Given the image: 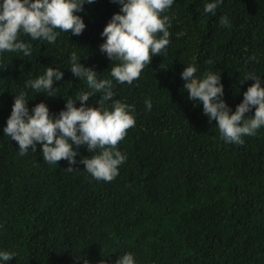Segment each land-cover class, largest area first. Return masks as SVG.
<instances>
[{
	"label": "trees",
	"instance_id": "16d2710c",
	"mask_svg": "<svg viewBox=\"0 0 264 264\" xmlns=\"http://www.w3.org/2000/svg\"><path fill=\"white\" fill-rule=\"evenodd\" d=\"M210 2L174 0L163 14L171 18L165 53L132 85L113 79L114 99L135 106L136 124L118 145L126 161L111 182L84 171L79 160L93 154L85 147L73 145L78 171L67 172L66 160L43 162L39 145L21 156L3 129L22 91L30 112L45 103L54 117L78 90L90 91L70 71L73 52L98 79H112L118 62L100 52L101 33L121 6L95 0L77 13L80 36L60 33L51 44L22 34L31 56L0 53V251L15 253L0 264H115L126 253L135 264H264V127L242 146L225 143L180 75L189 65L196 78L220 74L234 113L254 83L240 80L254 72L264 82V0H223L215 15L204 12ZM223 16L230 26L220 25ZM47 67L64 72L56 97L25 88Z\"/></svg>",
	"mask_w": 264,
	"mask_h": 264
},
{
	"label": "clouds",
	"instance_id": "9594fccd",
	"mask_svg": "<svg viewBox=\"0 0 264 264\" xmlns=\"http://www.w3.org/2000/svg\"><path fill=\"white\" fill-rule=\"evenodd\" d=\"M119 4L120 12L112 16L104 27L101 37L104 43L100 52L118 63L111 67L112 79H98L92 68L81 64V57L75 52L70 56V71L74 77L84 81L90 91L78 90L76 98L66 99L65 110L53 116L45 103L36 104L29 111L26 92L14 96L12 111L7 119L4 135L19 146V154L25 155L29 149L41 148L43 162L58 164L66 160L67 172L78 171L72 165L78 163L77 149L85 147L92 156L79 160L92 179L111 182L118 176L119 166L126 157L118 150L129 129L135 127L136 120L132 113L134 105L114 99L113 79L119 84L132 85L140 78L146 66L151 65L154 56L165 53L170 44L169 27L171 18L166 13L174 0H111ZM223 0H214L204 6L205 14L215 15ZM95 0H2L0 3V53L19 52L24 56L32 55V44L21 40L23 34L32 41L43 40L54 44L60 33L80 36L86 25L77 15L85 4ZM221 26H230L227 16L220 18ZM251 59H255L252 57ZM206 63H212L210 60ZM197 68L186 66L180 74L186 81L183 88L188 99L203 106V114L209 121H216L220 139L225 143L243 145L245 136H253L264 127V82L255 73L246 74L240 80L254 83L243 93L242 102L232 113L223 99L224 88L221 75L208 71L203 78H196ZM64 72L59 68L47 67L43 75L25 82V88L36 93H47L46 97H56L54 83L63 80ZM96 107L87 106L90 97L97 96ZM112 101L110 108L107 102ZM79 102L80 107H76ZM151 110L152 103L145 101ZM254 115L247 117L252 112ZM15 258V253L0 251V260L8 262ZM115 264H135L131 253L119 256Z\"/></svg>",
	"mask_w": 264,
	"mask_h": 264
}]
</instances>
